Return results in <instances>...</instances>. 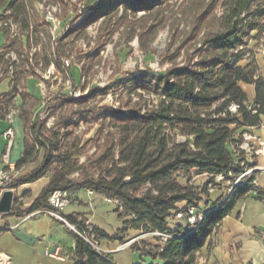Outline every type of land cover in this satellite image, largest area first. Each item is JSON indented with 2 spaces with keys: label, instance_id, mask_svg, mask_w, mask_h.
<instances>
[{
  "label": "trees",
  "instance_id": "16d2710c",
  "mask_svg": "<svg viewBox=\"0 0 264 264\" xmlns=\"http://www.w3.org/2000/svg\"><path fill=\"white\" fill-rule=\"evenodd\" d=\"M159 1L90 2L78 27L85 29L123 5L140 12L152 9ZM20 2L1 0L0 8L6 13L17 8ZM219 3L223 13L218 29L209 31L212 24L209 15ZM195 24H199L200 31L206 30L198 59L164 72L146 70L141 74L133 73L127 81L157 95L158 103L145 111L138 109L136 104L119 108L102 106L100 116L110 121L115 133L108 134L100 152L88 156L84 163L80 160L89 142L83 143L75 134L80 120L71 117L65 122V132L62 133L47 127L49 118L42 119L40 115L34 116L24 110L27 136L24 154L17 161L16 169L37 162L43 149L45 155L33 172L25 178L11 180L0 187V191L13 190L46 177L49 181L29 206L15 196L11 212L4 217H26L42 210L56 211L49 203L56 190L67 191L70 195L92 190L123 204V210L117 208L116 213L125 228L115 236L93 228L99 239L125 243L129 229L140 230L142 234L159 231L172 235L167 241L154 237L150 242L133 243L130 249L138 253L140 260L134 264L196 262L199 251L236 204L258 190L254 184L257 172H254L216 201L211 200L209 193L211 185L217 188L227 181L232 184L246 169L257 166V162L250 161L245 151L239 148L245 132L237 139L235 134L240 128L258 126L264 116V78L254 53L249 50L254 38L264 36V0H212L195 18ZM4 55L0 51V58ZM246 59L249 63L243 65ZM46 65L49 66L48 60ZM21 80L16 74L12 90L0 96V119L7 117L8 107L17 96L24 101L27 98V93H17ZM242 83L255 86L257 114L244 105L248 96L241 87ZM73 84L76 88L75 80ZM112 88V84L95 87L76 99L70 94L58 93L49 106L53 103L87 105L91 99L108 94ZM232 103L240 104L238 113L229 111ZM179 135L186 137V141L172 140L173 136ZM194 172L208 176L201 189L189 184ZM77 173L78 178L74 177ZM181 175L186 178L185 183L181 181ZM218 175H223L225 181L216 182ZM28 194L29 191H25L23 198ZM189 207L207 212L195 230L191 231L185 219L170 223L171 217ZM61 215L79 230L86 227V223L76 216ZM75 239L73 258L76 264H117L110 253L97 252L77 234Z\"/></svg>",
  "mask_w": 264,
  "mask_h": 264
},
{
  "label": "rangeland",
  "instance_id": "374dc122",
  "mask_svg": "<svg viewBox=\"0 0 264 264\" xmlns=\"http://www.w3.org/2000/svg\"><path fill=\"white\" fill-rule=\"evenodd\" d=\"M95 1L21 0L17 8L6 13L0 8V51L5 54L0 58V94L12 90L16 74L22 79L17 93L29 92L25 101L17 96L20 100H14L8 111L36 112L42 119L49 118L48 128L62 133L65 122L71 117L80 120L75 134L83 143L89 142L81 163L88 156L99 153L106 136L115 133L110 121L100 116L102 106L119 108L136 104L138 109L145 111L158 103L157 95L127 81L133 73L164 72L198 59L206 30L200 31L195 18L212 0H160L152 9L140 12L123 5L85 29L78 27L88 5ZM48 11L59 22L55 31L46 19ZM222 13L219 3L209 15L212 23L209 31L218 29ZM8 60L10 63L5 64ZM109 84L113 88L108 94H99L87 105L53 103L49 106L58 93L70 94L76 99L92 88H104ZM172 140L183 142L184 138L173 136ZM44 155L43 149L39 158ZM74 177L78 178L79 174ZM207 178L194 172L189 184L201 189ZM180 179L186 182L183 175ZM40 185L32 189L36 191ZM215 189L209 190L211 197ZM22 191L20 189L19 193Z\"/></svg>",
  "mask_w": 264,
  "mask_h": 264
},
{
  "label": "crops",
  "instance_id": "0c3cea01",
  "mask_svg": "<svg viewBox=\"0 0 264 264\" xmlns=\"http://www.w3.org/2000/svg\"><path fill=\"white\" fill-rule=\"evenodd\" d=\"M263 37L254 38L249 50L256 57L260 74L264 78V50ZM249 63L244 60L243 65ZM248 100H255V86L242 83ZM7 93V92H6ZM27 93H29L27 91ZM4 94V93H2ZM0 94V96L2 95ZM20 97V96H19ZM19 97L15 101L20 100ZM21 98V97H20ZM34 113V112H32ZM37 113H34V116ZM244 127L236 131L237 139L243 132H250L256 139L248 144L260 149V154L245 150L250 161L255 160L257 166L264 165V116L258 126ZM9 128L14 131L13 145L8 152V140L3 135ZM233 128H235L233 126ZM27 136L26 121L23 112H9L6 118L0 119V171L12 172L13 179H22L33 172L43 161L40 157L37 162L30 163L20 170L16 169L25 149ZM206 176V174H203ZM49 178H43L34 183H26L16 187L15 196L19 197L26 206L39 195ZM256 187L258 190L242 198L208 238L204 247L197 254L194 264H256L264 262V174L256 173ZM34 191L32 187L39 185ZM22 189V193L19 190ZM229 190V181L218 186L214 191L212 201L224 197ZM29 191L27 197L23 193ZM72 203L61 213L63 216H76L92 228H97L109 236H115L125 228L116 213L117 207L105 201L98 194L90 195L87 190L71 194ZM0 253L12 257L13 264H76L73 258L75 249V233L68 225L58 218L46 213L35 212L26 217L8 216L0 220ZM137 237L138 241H153L146 238L140 230L129 229L128 239ZM101 246L107 249L117 264H134L139 262L138 253L130 247L118 250L122 245L118 240L100 239Z\"/></svg>",
  "mask_w": 264,
  "mask_h": 264
},
{
  "label": "built area",
  "instance_id": "2783aa9c",
  "mask_svg": "<svg viewBox=\"0 0 264 264\" xmlns=\"http://www.w3.org/2000/svg\"><path fill=\"white\" fill-rule=\"evenodd\" d=\"M46 19L53 25L54 31L58 29L59 22L53 16L51 11L47 12ZM262 44H263L262 48L264 50V41ZM67 65H69L68 61H67ZM64 68H66L65 65H64ZM244 105L253 114L258 113V110L255 107L254 101L248 100ZM240 109H241V106H240V104H237V103H232L229 107V111L232 113H238ZM250 129H253V127H251ZM3 135L8 140V145H7L8 146V152L4 156L5 160L7 162L8 156H9V151L13 145L14 131L12 128H9L6 132H4ZM242 136H243V142L239 145V148L241 150L243 149V150H247L249 152L254 151L257 154H260V152H261L260 149H255V147H252L248 144V142L250 140L256 139L255 136L253 134H251L250 132H245V133H243ZM183 138H184V141H186V137L183 136ZM261 145L263 146L264 143H262ZM258 171H260L264 174V165L263 166H255L253 168L246 169L232 184H231V182H229V190L228 191H230L231 188H233L235 185L239 184L241 181H243L247 177L251 176L254 172H258ZM11 180H13L12 172H8L7 170H1L0 171V187H3L7 183H9ZM223 181H225V177L223 175L216 176V182L221 183ZM254 184L256 185V181L254 182ZM213 189H214V187H212V185H211L209 190L211 191ZM5 190L6 189H2L0 191V196L2 195V193ZM87 192L90 195L96 194L92 190H87ZM104 199L106 202L114 204L119 210H121V211L123 210V204L120 200L107 198V197H104ZM49 203L56 209V211L42 210V211H38V213H46V214H49L50 216H53L55 218L60 219L61 221H63L64 223H66L68 225V227L70 228L71 231H73L75 234H77L79 237H81L86 243H88L97 252H99L101 254H107V253L111 252L107 249H104L101 246L100 239L97 237V235L95 234V232L93 231V228L91 226L86 224L85 228L79 230L75 226L69 224L62 217L61 212L68 205H70L72 203V198H71L70 193H68L67 191H63V190H56L51 194V196L49 198ZM206 214H207V212H198L194 207H189L186 211H180V212L176 213L169 220H170V223L172 224V223H174V221L185 219L187 224L189 225V227H191V231H193L201 223V221L203 220V218L205 217ZM2 219H4V214L0 213V220H2ZM1 228H2V226H0V229ZM143 236H151L153 238L159 237L163 241H167L170 238H172V235L170 233L159 232V231L145 233V234H143ZM138 240H139V238H137V237L130 238L127 242L120 245L118 250L126 249V248L130 247L133 243L137 242ZM0 264H13V259L9 255L0 253ZM256 264H264V262L256 263Z\"/></svg>",
  "mask_w": 264,
  "mask_h": 264
},
{
  "label": "water",
  "instance_id": "95a60500",
  "mask_svg": "<svg viewBox=\"0 0 264 264\" xmlns=\"http://www.w3.org/2000/svg\"><path fill=\"white\" fill-rule=\"evenodd\" d=\"M14 204V191L5 190L0 196V213L8 214L11 212Z\"/></svg>",
  "mask_w": 264,
  "mask_h": 264
},
{
  "label": "bare ground",
  "instance_id": "6f19581e",
  "mask_svg": "<svg viewBox=\"0 0 264 264\" xmlns=\"http://www.w3.org/2000/svg\"><path fill=\"white\" fill-rule=\"evenodd\" d=\"M6 190H8V189H6ZM14 191V190H13ZM14 205V204H13Z\"/></svg>",
  "mask_w": 264,
  "mask_h": 264
}]
</instances>
